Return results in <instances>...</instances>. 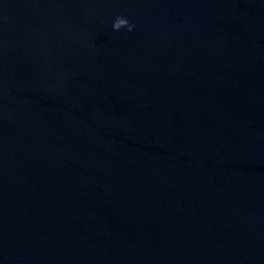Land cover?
I'll use <instances>...</instances> for the list:
<instances>
[{
    "label": "water",
    "instance_id": "obj_1",
    "mask_svg": "<svg viewBox=\"0 0 264 264\" xmlns=\"http://www.w3.org/2000/svg\"><path fill=\"white\" fill-rule=\"evenodd\" d=\"M0 264H264V0H0Z\"/></svg>",
    "mask_w": 264,
    "mask_h": 264
},
{
    "label": "clouds",
    "instance_id": "obj_2",
    "mask_svg": "<svg viewBox=\"0 0 264 264\" xmlns=\"http://www.w3.org/2000/svg\"><path fill=\"white\" fill-rule=\"evenodd\" d=\"M127 30H128V31H131V30H132V25H129V24H128V26H127Z\"/></svg>",
    "mask_w": 264,
    "mask_h": 264
}]
</instances>
